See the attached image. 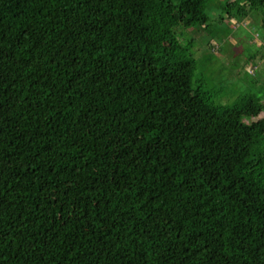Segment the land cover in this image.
Masks as SVG:
<instances>
[{
  "label": "trees",
  "instance_id": "16d2710c",
  "mask_svg": "<svg viewBox=\"0 0 264 264\" xmlns=\"http://www.w3.org/2000/svg\"><path fill=\"white\" fill-rule=\"evenodd\" d=\"M215 1L0 0V264H264V95L186 41Z\"/></svg>",
  "mask_w": 264,
  "mask_h": 264
},
{
  "label": "rangeland",
  "instance_id": "374dc122",
  "mask_svg": "<svg viewBox=\"0 0 264 264\" xmlns=\"http://www.w3.org/2000/svg\"><path fill=\"white\" fill-rule=\"evenodd\" d=\"M223 1L212 4L208 28H192L185 33L186 41L194 42L190 52L198 62L194 80H207L208 87L219 92L216 102L230 106L247 92L264 95V27L261 11V16L255 12L241 23L226 18L225 22L221 21V6L226 5ZM233 1L236 0H229ZM212 44L218 46L216 53L212 51ZM205 62L211 63V67L207 69ZM246 63L261 67L253 77L254 85L249 82Z\"/></svg>",
  "mask_w": 264,
  "mask_h": 264
}]
</instances>
